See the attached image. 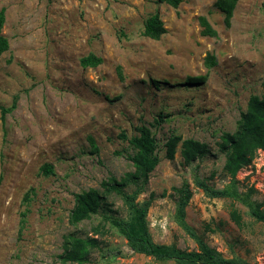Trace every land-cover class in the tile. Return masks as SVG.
Wrapping results in <instances>:
<instances>
[{
	"label": "rangeland",
	"instance_id": "rangeland-1",
	"mask_svg": "<svg viewBox=\"0 0 264 264\" xmlns=\"http://www.w3.org/2000/svg\"><path fill=\"white\" fill-rule=\"evenodd\" d=\"M216 2L183 0L173 8L158 0H0L9 42L0 55V264H62L70 236L101 243L83 264H177L134 253L103 214L76 227L69 222L75 194L102 192L110 176L134 172L122 135L130 139L142 125L161 158L137 201L152 199L154 242L198 251L175 217L174 188L186 180L193 194L186 222L196 234L226 259L264 264V225L244 205L209 198L193 181L197 175L216 189L229 184L220 137L236 131L251 96L264 98V0H239L229 28ZM156 14L166 29L159 40L144 35ZM201 17L217 37L202 35ZM91 54L102 64L83 67ZM208 55L215 67L207 66ZM15 98L16 108L4 116ZM172 134L208 144L210 155L186 165L178 149L168 160ZM46 165L54 175L44 174ZM237 180L241 192L255 189L252 199L264 209L263 151ZM106 200L111 215L129 218L119 196ZM233 209L240 226L230 218ZM98 226L102 235L94 234Z\"/></svg>",
	"mask_w": 264,
	"mask_h": 264
},
{
	"label": "trees",
	"instance_id": "trees-1",
	"mask_svg": "<svg viewBox=\"0 0 264 264\" xmlns=\"http://www.w3.org/2000/svg\"><path fill=\"white\" fill-rule=\"evenodd\" d=\"M183 0H158L160 3L178 8ZM239 0H217L216 7L225 15L224 22L226 27L231 26V20ZM6 22L5 10H0V55L9 49L8 40L2 36V30ZM203 28L202 35L217 37V32L212 28L208 20L200 18ZM166 33L163 22L158 14L146 21L144 35L154 40H159ZM83 67L95 68L102 64V59L91 54L81 60ZM208 67H215L217 64L214 56L208 55L206 58ZM193 83H203L204 79H191ZM158 86V85H156ZM17 98L14 99L12 106L3 108L5 116L12 112L17 106ZM138 135L128 139L132 153L127 155V159L132 163L134 172L127 174L122 180L115 176H110L101 183L102 192L98 189H89L75 194V205L70 213L69 222L73 226L91 220L93 217L103 214L105 223L116 228L127 240L130 249L136 253L147 257H152L156 261L166 263L174 261L177 264H248L238 259H226L217 250L207 245L204 240L196 234L194 229L186 222V210L192 199L191 186L188 181H184L180 188H174L177 194L175 217L178 225L195 240L198 251L185 252L178 249L175 245H158L154 242L149 229L147 220L152 199L138 204L139 197L146 191L151 174L159 165L161 158L158 151V143L149 127L142 125L136 128ZM93 143V150L97 148ZM219 151L225 156L223 171L230 179V182L223 189H216L209 185L207 180L194 176V184L203 193L213 199H229L247 207L249 214L257 222L264 225L263 204L254 201L253 195L256 193L254 188L243 193L239 189L237 175L240 170L250 166L258 151L264 152V98L251 96L246 111L241 113L237 129L234 133L225 132L221 135L218 143ZM168 160H174L178 149L186 165H191L196 161L210 155L209 145L195 139H183L180 135L172 134L165 144ZM46 176L54 175L52 165L44 166ZM128 186H133L132 193H127ZM115 194L119 196L129 211L128 219H119L111 215L108 206L107 196ZM25 217V214L23 215ZM231 220L238 226L242 224V217L238 210L230 212ZM25 227V219L21 221L20 232ZM95 235H102L100 226L94 228ZM100 241L93 237L79 238L70 236L64 240L63 254L59 256L62 264H83L90 254L100 247Z\"/></svg>",
	"mask_w": 264,
	"mask_h": 264
}]
</instances>
